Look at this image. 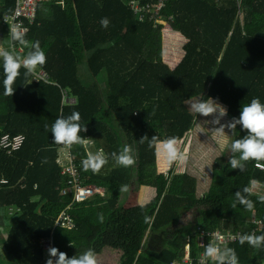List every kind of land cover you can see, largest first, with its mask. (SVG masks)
<instances>
[{"label":"trees","instance_id":"1","mask_svg":"<svg viewBox=\"0 0 264 264\" xmlns=\"http://www.w3.org/2000/svg\"><path fill=\"white\" fill-rule=\"evenodd\" d=\"M130 1L63 0L53 5L52 21L39 19L41 6L34 17H23L26 40L39 41L46 54L42 68L49 76L47 83L33 76L25 79L22 67L14 95L5 96L0 59V142L6 136L24 138L12 157L0 148V228L8 227L0 254L14 260L11 264H46L45 243L69 258L94 251L81 223L89 216L106 228L101 241L114 233L131 235L120 264H177L186 245L190 257L182 252V264H202L201 254L217 232L227 238V247L235 249L239 264H264V245L239 243L244 234L264 235V202L258 199L264 194V168L250 160L244 172L232 169L230 152L217 164L222 168L217 186L222 192L198 198L197 178L176 165L163 170L156 148L149 147L153 136L175 137L181 143L196 131L200 122L186 103L190 98H213L232 119L239 118L243 104L253 98L264 104V0H166L157 21L144 22L134 16ZM17 2L19 7L20 0H0L1 29L4 16L14 14ZM104 17L110 21L107 29L100 24ZM162 24L187 40L185 57L175 70L142 56L152 30ZM2 33L0 43L13 45L9 35ZM78 48L85 57L81 64L75 53ZM65 98L76 100L68 106ZM74 111L81 116L80 137L90 140L87 151L80 144L62 151L68 155L61 166L60 146L53 143L51 126ZM203 118L213 129L221 126L213 123L212 116ZM117 126L122 138L115 132ZM243 135L237 126L233 140ZM125 145L132 147L135 159L127 168L111 156ZM96 147L102 149L107 163L98 173L85 171L82 160L88 151L96 153ZM182 149L186 153L187 146ZM130 175L136 199L142 187L156 191L150 203L141 206L130 198L121 200L119 189L129 186ZM251 179L261 185L248 197L254 208L246 210L237 203L233 209L234 194ZM77 181L102 189L104 198L97 195L76 202ZM11 208L19 210L13 218L8 217ZM184 212L190 213L186 219ZM195 212L200 213L201 224ZM66 213L75 223L74 230L56 226ZM174 226L184 231L160 250L149 248L154 233Z\"/></svg>","mask_w":264,"mask_h":264},{"label":"clouds","instance_id":"2","mask_svg":"<svg viewBox=\"0 0 264 264\" xmlns=\"http://www.w3.org/2000/svg\"><path fill=\"white\" fill-rule=\"evenodd\" d=\"M109 23L110 21L107 17L102 18L100 21L101 26L105 29L108 28ZM27 32L28 29L19 23L10 24L9 39L14 44H19L21 48L30 49L24 56L7 50L0 43V59L3 61L5 77L3 80L5 96L14 95L13 85L20 76V69L22 67L25 69L24 77L27 79L30 76H36L37 69L46 63V54L41 48L40 42L34 41L30 43L26 40ZM186 103L189 106V110L196 115L216 117L213 121L216 125H220L221 119L227 116V109L213 98L199 100H192L190 98L186 100ZM80 119V113L74 111L67 117L61 115L52 124L51 134L53 136V143L60 146V151L70 148L73 144L83 145L87 151L90 139L80 137ZM237 126H241L246 135L231 141L229 146L231 156L228 164L232 169H239L241 172H244L246 162L254 160L257 161L256 167L264 168V164L259 163L260 161H264V104L261 103L259 98H253L249 104H243L239 118L234 117L226 125H221L212 131L218 136L217 143L219 144L224 137L229 136L225 133V128H228L232 132V135H234ZM86 130V128L83 129V131ZM147 138L145 136L140 141L143 142ZM149 147H155L158 156L162 157L169 164L173 162L183 164L186 162V153L180 150L177 138L175 137L161 140L158 136H153L149 142ZM111 156L122 167L127 168L135 164L133 149L130 145H125L119 154L113 152ZM43 162L46 163L47 161ZM106 163L107 158L102 150L96 153L88 151L86 158L82 160V167L85 171L91 170L93 173H98ZM260 187L261 185L258 180L251 179L248 185L234 194L235 200L232 208L234 209L238 203L244 206L246 210H252L254 204L248 197L255 194ZM119 190L121 192L127 191V186L122 185ZM258 199L260 202H264V194L259 195ZM98 217L101 221L103 220L102 213L98 214ZM224 239L225 237L219 232L212 234L211 241L205 246L203 257L207 261H211V264H239L235 249L223 245ZM245 242L254 248H259L261 245H264V235H256L254 233L244 234L239 237V243L243 245ZM70 246H73V244ZM48 256L46 264H97L96 254L91 249L69 258L66 253L61 252L58 248L50 247L48 249Z\"/></svg>","mask_w":264,"mask_h":264},{"label":"rangeland","instance_id":"3","mask_svg":"<svg viewBox=\"0 0 264 264\" xmlns=\"http://www.w3.org/2000/svg\"><path fill=\"white\" fill-rule=\"evenodd\" d=\"M124 1L126 3L128 2V0H124ZM158 29L161 32V35H159L160 40L158 42L160 49L159 51L156 52V54L162 57L168 51V49L166 48H169L173 52H175V49L178 50L177 43H174L172 41H175V39L180 40L181 37L175 34L167 24H162L161 26L158 27ZM212 117L216 119V117L214 116ZM229 121H231V119L227 114V116L221 119L220 124L226 125ZM213 130L214 129L211 127V125H209V123H206V121L203 120L198 124L196 131H194L192 134H189L186 137L187 140L191 139L190 144L184 142L178 143V146L180 148L187 146L186 154H188L189 152V156L186 155L187 159L186 162L183 164H178L176 162L169 164L162 157L158 156L159 164L163 170H168L173 165H176L179 168V170L182 169V172L189 170V173L193 174L197 178L199 182L198 192L196 193L198 198L203 197L207 193L217 194L222 192L221 188L217 187L220 186L218 184L221 182L222 168L221 167L217 168V164L220 163V161L225 160L229 156L230 154L229 146L234 138L232 132L228 128H225V131L229 136L224 137V139L218 144L217 143L218 136L213 134L212 132ZM115 132L119 137L122 138V133L118 126L115 128ZM96 150L100 151L102 149H98V147H96ZM7 154L9 155L10 153ZM65 155L66 154H62V157L60 158L59 163L61 165L64 164ZM217 169L218 171H216ZM130 187H132L131 190L129 189ZM133 187H134V179L130 175L129 186L127 187V191H124L125 192L124 197H122L123 192L121 191L119 192V196L121 197V200L127 201L128 198H130L131 200L134 201L135 197H134ZM15 211L17 212V210ZM189 214L190 213L184 212V219H186V217ZM194 214L198 224V222L201 221L200 213L195 212ZM15 216H16L15 214L8 215V217L10 218H13ZM59 219H63L65 222H68L70 220V218L65 214H61L59 216ZM85 222L89 223V224L85 223L87 238L90 241H92L94 245L97 244V247L94 248L97 264H120L123 257L128 253L129 234H127L126 237L122 234L114 233L110 239L107 240L106 237L104 241H101V236L104 235V234L101 235L100 233L101 228L97 227L94 223H91L89 221H85ZM13 223L14 222H12L11 225H13ZM7 232H8V227L0 228V233H2V235L0 236V245H2L3 239L7 234ZM166 232L168 233L165 232L162 233V235L159 237L158 242L156 243V245L159 246L161 249L165 246V244H167L168 240L172 238V236L173 237L176 236L173 235L174 234L173 229H168L166 230ZM227 241L228 240L225 237L223 244H226ZM181 254L182 253H179V256ZM113 256L115 257V259L113 258ZM120 256H122V259H120ZM13 261L12 259H9L8 257L0 254V264H11L13 263ZM201 263L207 264V260L204 257H202Z\"/></svg>","mask_w":264,"mask_h":264},{"label":"crops","instance_id":"4","mask_svg":"<svg viewBox=\"0 0 264 264\" xmlns=\"http://www.w3.org/2000/svg\"><path fill=\"white\" fill-rule=\"evenodd\" d=\"M145 3V2H143ZM146 4V3H145ZM53 5H59V4H56V3H53V2H47L45 5L41 6L39 8V19H43V20H46V21H52L53 19ZM17 7H18V2H17ZM17 7H16V10L14 12L13 15H6L4 16L3 20H2V25H3V28L1 29L0 28V34H3L2 32H5L6 34L9 35L10 33V24H16V23H19L22 25L23 23V17L20 18V19H14L13 21H10V23H7L6 20L9 18V17H15L16 15V12H17ZM136 18L140 21V22H144V21H147L145 20L144 18L141 17V15H135ZM238 16L240 17V20L241 22L243 21V15L242 13H238ZM152 33H155V34H158V35H161V32L160 30L157 28L153 29L151 34ZM150 34V36H151ZM177 35H179L181 37L180 40H176L175 41H172L174 43H177V48L178 50L175 49V52L171 51L169 48H166L168 49L167 53L164 54L162 57L160 55H157L156 52L159 51L160 49V46L158 44H152L151 47H150V50L147 51V43H148V40L145 44V47H144V50H143V53H142V56L144 57V59L150 63H153V64H159V63H163V64H167L172 70H175L179 65L180 63L182 62V60L184 59L185 57V51H184V48L187 44V40L182 36L180 35L179 33H175ZM149 36V38H150ZM30 42V41H29ZM31 43V42H30ZM7 50L9 51H14L15 54L17 55H20V56H23L25 55V51L29 48H21V46L19 44H13V45H10L8 47L4 46ZM75 53H76V57H77V62L78 64H81L82 62H84L85 60V57H84V52H83V49L82 48H78L75 50ZM168 60V61H167ZM170 61V62H169ZM37 75L36 76H33L35 77V80L36 79H41L43 80L45 83L48 82L49 80V76L47 75V73L45 72L44 68H38L37 69ZM66 99V98H65ZM203 99H207V98H203ZM76 100V99H75ZM228 114V112H227ZM228 116L230 117V119L232 120L231 116L228 114ZM198 119H199V122L201 121H206V123H208V120H205L203 118L202 115H198ZM187 137V136H186ZM185 138L182 139V142L184 143H187V144H190V141L191 139L187 140ZM192 143V142H191ZM180 148V147H179ZM181 151L183 150L182 148L180 149ZM189 156V152L187 154ZM8 157H12L11 155H7ZM62 157V151L59 152V157L58 158H61ZM157 157H158V154H157ZM59 160V159H58ZM157 161H158V158H157ZM60 164V163H59ZM61 165V164H60ZM197 192H198V189H197ZM220 194V193H219ZM104 195H105V192H103V195H99L100 197L104 198ZM137 195V199L135 198L134 199V203L137 201V203L141 206H144L148 203H150L153 198L156 196V191L155 190H152V188H149V187H142L140 188L139 192L136 193ZM97 196V195H95ZM94 196V197H95ZM198 197V196H197ZM93 198V197H92ZM133 201V200H132ZM133 203V204H134ZM187 218V217H186ZM85 221H89L91 223H94L97 227L101 228V231L100 233L101 234H104L106 232V228L103 227V226H100L98 225L97 223L93 222L92 219L89 217V216H86L84 217L82 220H81V223L85 226V229H86V224H89V223H86ZM200 224H201V221H199ZM198 222V223H199ZM262 222V221H261ZM86 223V224H85ZM96 227V228H97ZM202 226H200L199 228H201ZM104 228V229H103ZM170 229H173L174 230V234L173 235H176L178 236L179 234H181L184 229H181L177 226H174L173 228H170ZM168 230V229H167ZM197 231V230H196ZM195 231V232H196ZM168 233L166 232V230H163L161 232H157V233H154L152 235V239H150V244H149V248L152 249V250H160L161 248L159 246L156 245V243L158 242L159 240V237L162 235V233ZM194 232V233H195ZM193 233V235H194ZM87 234V233H86ZM118 234V233H117ZM124 236L127 237V234H122ZM208 235V234H206ZM174 236V237H176ZM112 237V235H108L107 236V240L110 239ZM172 236V238H174ZM129 238H131V235H129ZM190 237L187 238V242H188V239ZM171 239V238H170ZM170 239L168 240V242H170ZM167 242V243H168ZM225 245V244H223ZM95 247H97V244L95 245ZM182 252H185L186 253V258L190 257V246H185L183 248V251ZM101 253H102V250H101ZM127 255V254H126ZM203 257V254H201V258ZM113 258L115 259V257L113 256ZM126 258V257H124ZM182 258H183V253L179 256V259L177 261V264H182ZM120 259H122V256H120ZM199 259V258H198ZM208 262V261H207Z\"/></svg>","mask_w":264,"mask_h":264},{"label":"built area","instance_id":"5","mask_svg":"<svg viewBox=\"0 0 264 264\" xmlns=\"http://www.w3.org/2000/svg\"><path fill=\"white\" fill-rule=\"evenodd\" d=\"M63 1V0H62ZM166 0H148V4L143 3L140 0H131L129 2V5L133 12L136 15H141L142 18L148 21H157L160 18V12L164 7V3ZM47 2H53L56 4H60L61 0H20L19 7L17 9L15 17H9L6 22L10 23V21H13L15 18L20 19L22 17L32 16L34 17L35 12L40 6L45 5ZM155 2V4H152ZM75 102L74 99H65L66 105H71ZM24 142V138L21 136H18L16 138H10L9 136L4 137L0 142V148L7 153H10L11 155L14 152L19 151L21 149L22 144ZM68 154L65 155L64 160L66 159ZM60 161V160H59ZM61 166H64L61 165ZM78 177V176H77ZM6 184V183H2ZM68 186H65L67 188ZM76 188H77V195H76V202H84L88 200L89 198L94 197L95 195H103L102 189H99L97 187H87L84 184L82 185L80 182H76ZM19 211L18 209H11L10 214H14L16 211ZM70 220L68 222H65L63 219H59L58 222H56V226L68 229V230H74L75 229V223L73 219L70 217L68 213H66ZM45 249H49L50 247H53L51 243H45L44 245Z\"/></svg>","mask_w":264,"mask_h":264},{"label":"bare ground","instance_id":"6","mask_svg":"<svg viewBox=\"0 0 264 264\" xmlns=\"http://www.w3.org/2000/svg\"><path fill=\"white\" fill-rule=\"evenodd\" d=\"M159 40H160L159 35L152 33L147 43V51L150 50V47L152 44H155V43L158 44Z\"/></svg>","mask_w":264,"mask_h":264}]
</instances>
